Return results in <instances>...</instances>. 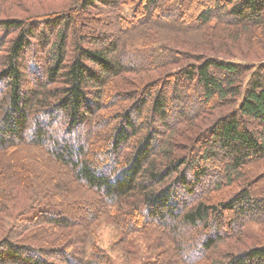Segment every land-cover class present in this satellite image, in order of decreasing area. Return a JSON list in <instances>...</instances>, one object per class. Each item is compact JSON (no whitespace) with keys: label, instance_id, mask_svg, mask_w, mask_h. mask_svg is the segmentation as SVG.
Segmentation results:
<instances>
[{"label":"trees","instance_id":"trees-1","mask_svg":"<svg viewBox=\"0 0 264 264\" xmlns=\"http://www.w3.org/2000/svg\"><path fill=\"white\" fill-rule=\"evenodd\" d=\"M44 1L0 0V161L33 157L0 169V264H117L104 225L122 264L136 235L138 264H264L246 241L264 226V57L230 58L263 48L264 0ZM51 165L43 189L32 169Z\"/></svg>","mask_w":264,"mask_h":264},{"label":"rangeland","instance_id":"rangeland-1","mask_svg":"<svg viewBox=\"0 0 264 264\" xmlns=\"http://www.w3.org/2000/svg\"><path fill=\"white\" fill-rule=\"evenodd\" d=\"M51 2L44 1V0H19L18 5L22 7L24 10H27L31 13H39L42 12L44 9V6L47 8L49 7V4ZM18 8L20 11L23 9ZM27 8V9H26ZM125 13L131 14V9L127 8L124 10ZM250 47L245 46L243 49L234 50L232 56L230 58L234 59L235 62L237 61H243L246 60L247 62L250 60H259L264 57V46L263 48L260 47V50H251ZM243 51V52H242ZM244 62V61H243ZM31 159L33 157L31 156V153L29 150H24L22 152V155H18L14 160L13 159H2L0 161V169L2 170L1 174H8L9 170L19 171V169H28V163L31 162ZM33 175L35 174V177L37 179V182H42L43 189L49 187L53 180L55 179V174H57V170L55 168L46 166L42 169L33 168L32 169ZM0 174V181H2V175ZM52 177V178H51ZM39 188V187H38ZM255 192H264V185H260L256 188ZM61 202H63V206L68 208L67 214L69 212V215L73 217L75 220L80 221L85 212L88 209V206H76L72 203V199H68L66 197H61ZM83 201V200H82ZM89 201V200H87ZM91 202V201H89ZM82 229L78 228L75 230L74 233H81ZM246 234L248 235V238H246L247 242H258L260 244L264 243V226H260L258 224H249L246 226ZM121 239L120 234L115 231L111 226L104 225L98 230V245L107 250L108 253L111 255L115 263L122 264V256H124L122 250L116 249L115 244L119 243ZM126 253L128 254V258L131 261L132 264H138L141 262V260L145 259L146 257H149L147 253V243L145 239L142 236L136 235L132 236L128 239L126 243ZM154 255H151L153 257ZM150 257V258H151Z\"/></svg>","mask_w":264,"mask_h":264}]
</instances>
